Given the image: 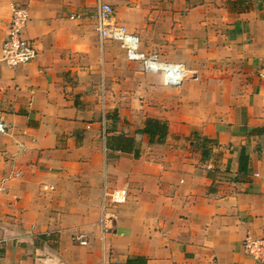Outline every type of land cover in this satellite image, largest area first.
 <instances>
[{
	"label": "crops",
	"instance_id": "crops-1",
	"mask_svg": "<svg viewBox=\"0 0 264 264\" xmlns=\"http://www.w3.org/2000/svg\"><path fill=\"white\" fill-rule=\"evenodd\" d=\"M96 1L0 0V51L16 9L38 49L0 63V264H101L105 181L128 190L111 263L255 264L264 0H102L124 33L102 46Z\"/></svg>",
	"mask_w": 264,
	"mask_h": 264
},
{
	"label": "built area",
	"instance_id": "built-area-1",
	"mask_svg": "<svg viewBox=\"0 0 264 264\" xmlns=\"http://www.w3.org/2000/svg\"><path fill=\"white\" fill-rule=\"evenodd\" d=\"M28 15L23 10H14L9 22L7 37L1 47L0 63L10 70L34 61L38 56L37 43L25 37ZM91 31L97 36L100 45L111 40H123L124 33L120 24L115 20L110 10L101 0L96 2V10L91 23ZM193 75H196L194 72ZM167 85H177L178 81L170 75L165 76ZM8 126L0 119V135L6 134ZM16 175L11 171L8 178ZM128 200L126 188H111L105 181L100 199V213L97 220V241L101 247V264H117L110 262V253L106 248L108 235L118 224L117 207L124 205ZM72 241L79 246H88L89 238L83 232L72 236ZM246 254L255 264H264V239L256 240L246 237L242 242Z\"/></svg>",
	"mask_w": 264,
	"mask_h": 264
},
{
	"label": "rangeland",
	"instance_id": "rangeland-1",
	"mask_svg": "<svg viewBox=\"0 0 264 264\" xmlns=\"http://www.w3.org/2000/svg\"><path fill=\"white\" fill-rule=\"evenodd\" d=\"M97 2V1H96ZM101 2H102V4L106 7V8H108L106 5H105V3H103V1L101 0ZM109 9V8H108ZM110 10H111V8H110Z\"/></svg>",
	"mask_w": 264,
	"mask_h": 264
}]
</instances>
